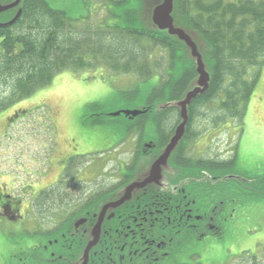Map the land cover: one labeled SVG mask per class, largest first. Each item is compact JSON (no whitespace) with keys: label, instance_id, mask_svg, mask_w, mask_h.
<instances>
[{"label":"rangeland","instance_id":"374dc122","mask_svg":"<svg viewBox=\"0 0 264 264\" xmlns=\"http://www.w3.org/2000/svg\"><path fill=\"white\" fill-rule=\"evenodd\" d=\"M45 1L71 18L89 15L92 32L103 22L107 12L102 7L110 0ZM157 58L162 67L168 62V57ZM93 66L94 62L88 70L60 73L48 87L0 113V192L22 201L21 219L0 222V241L9 239L12 244L36 240L41 244L47 235L62 228L63 215L77 208L81 196H72L81 184L87 188L95 185L91 182L97 174L90 176V167H100L105 173L108 159L130 158L124 151L129 152V144L135 143L132 139L137 131L128 137L125 128L130 121L122 115H111L146 108L157 77L144 83L134 75H115ZM254 73L255 86L242 122L230 119L214 128L212 116L217 112L219 99L208 103L196 111L191 123L195 140L186 149L189 154H184L191 158L195 153L194 160H199L207 152L203 159L211 156L212 161L224 162L237 153L240 165L236 162L234 168L213 174L249 179L264 186V64L258 71L249 70L247 79H252ZM175 122L176 114L172 112L165 121L166 131L161 134L169 135ZM145 131L149 135L153 130ZM109 145L117 146L118 151L110 150ZM40 191L46 196L39 197ZM65 193L69 196L64 202ZM249 201L244 194L231 204L235 212L224 224V245H212L219 252L208 256V262L215 259L221 264H246L244 254L235 256L248 252L256 256V264H264V198ZM3 259L0 257V264H6ZM18 261L15 257L7 264Z\"/></svg>","mask_w":264,"mask_h":264},{"label":"trees","instance_id":"16d2710c","mask_svg":"<svg viewBox=\"0 0 264 264\" xmlns=\"http://www.w3.org/2000/svg\"><path fill=\"white\" fill-rule=\"evenodd\" d=\"M108 2V6L112 5L108 14L113 22L99 24L92 32L89 15L71 18L52 9L45 0H20L16 9L0 15V23L5 25L0 27V113L48 87L60 73L88 70L94 62V69L101 67L115 75H134L139 82L157 77V85L146 100L149 112L131 120L126 131L148 128L166 131L165 121L172 112L176 114V124L169 131H174L180 120L176 102L197 78L189 50L166 32L139 23V0ZM17 10L20 14L13 23L5 24ZM174 15L176 27L192 36L210 75L207 89L187 107L185 131H192L191 123L199 108L218 99L217 112L212 116L214 128L230 119L242 122L257 77L254 73L248 80V72L258 71L264 64V0H175ZM157 56L166 60L168 57V62L162 67ZM143 120L144 126L140 123ZM235 158L233 155L216 167L221 166L224 171L234 168ZM259 183L224 178V191L230 193L229 199L240 200L245 194L249 203H254L264 198V186ZM40 192L39 197L46 196V192ZM36 200H32V206ZM45 240V243L57 241L50 249L54 254L50 264H58L62 228ZM243 254L246 264H256V256L248 252L235 257ZM206 264L221 263L212 259Z\"/></svg>","mask_w":264,"mask_h":264},{"label":"flooded vegetation","instance_id":"af4514ba","mask_svg":"<svg viewBox=\"0 0 264 264\" xmlns=\"http://www.w3.org/2000/svg\"><path fill=\"white\" fill-rule=\"evenodd\" d=\"M102 8L107 13L100 24H111L108 9L112 5L106 3ZM125 132L129 137L134 131ZM137 132L129 152L124 151L129 159H108L105 173L100 167H90V176L100 173L92 179L91 185H95L87 188L81 184L78 192L73 191L72 198H81L77 208L62 217L58 264H206L208 256L219 252L212 245H224V224L235 212L231 204L239 200L229 199L230 193L224 191V175L213 174L224 169L216 167L221 162L212 161L211 156L203 159L207 152L199 160H194L195 153L186 158L184 153L189 154L186 149L195 139L193 131H184L174 155L160 169L157 182L139 187L148 178L137 175L142 173L137 172L140 158L166 147L175 131L166 138L161 131H154L152 137H147L146 131ZM128 189L129 198L112 207ZM66 194L64 202L69 196ZM21 206L18 197L0 192V222L21 219ZM102 212L95 240L94 229ZM45 242L19 240L11 244L5 239L0 241V257L6 264L15 257L17 264H50L54 257L50 249L57 241Z\"/></svg>","mask_w":264,"mask_h":264},{"label":"water","instance_id":"95a60500","mask_svg":"<svg viewBox=\"0 0 264 264\" xmlns=\"http://www.w3.org/2000/svg\"><path fill=\"white\" fill-rule=\"evenodd\" d=\"M20 0H14L10 3L0 2V15L12 11L16 9ZM174 3L175 0H139L138 6V15L139 20L143 26H151L157 29L160 32H166L168 36L175 37L178 41L182 42L186 48L189 50V56L191 59L194 60L196 66V74L197 78L193 87L183 94L182 99L176 102V106L179 109V123L175 127L174 135L168 141L166 147H162L159 151L154 152L151 155H147L145 157L140 158L137 167V172L141 174H137L141 176L142 174L147 175L148 178L142 184L138 185L139 187H144L148 184L153 182H157L160 169L167 166L168 161L174 155L176 148L178 147L184 131L186 130V125L188 123V114H187V107L190 102L196 98V96L202 94L208 87V83L210 80V75L208 74L207 70L205 69L204 63L202 61L201 55L198 51L196 44L192 40V36L186 33L182 28L176 27L175 25V18L174 15ZM14 14V15H13ZM12 19L5 23L10 25L13 21L19 16L20 11L17 10L13 12ZM5 26L4 24L0 23V27ZM159 107V106H158ZM163 108V107H160ZM150 108L141 107L138 110L134 111H123L117 112L111 115V117H118L124 116L129 121L136 119L138 116L146 114L149 112ZM156 109H154L155 111ZM147 135V131L145 132ZM154 135V131H151L147 137H152ZM151 143H149L146 148H149ZM226 179H232L231 176H225ZM238 179V178H237ZM241 180V179H240ZM128 189L126 195L117 203L112 204V207L120 206L125 200L129 198ZM103 212L100 216L99 223L94 229V237L95 240L98 239L99 236V228L100 223L102 220ZM80 222V221H79ZM78 222V223H79ZM77 223V224H78ZM80 224V223H79Z\"/></svg>","mask_w":264,"mask_h":264},{"label":"crops","instance_id":"0c3cea01","mask_svg":"<svg viewBox=\"0 0 264 264\" xmlns=\"http://www.w3.org/2000/svg\"><path fill=\"white\" fill-rule=\"evenodd\" d=\"M237 151V149H236ZM236 162L240 165V162L237 160V153H236Z\"/></svg>","mask_w":264,"mask_h":264}]
</instances>
